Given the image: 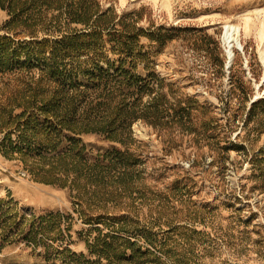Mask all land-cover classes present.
<instances>
[{
	"label": "rangeland",
	"instance_id": "1",
	"mask_svg": "<svg viewBox=\"0 0 264 264\" xmlns=\"http://www.w3.org/2000/svg\"><path fill=\"white\" fill-rule=\"evenodd\" d=\"M98 1L115 13L137 12L126 20L146 30L179 28L163 47L140 36L147 61L139 62L138 72L153 71L178 87L175 93L204 104L196 118L209 120L214 136L141 119L132 124L127 145L101 133L78 134L87 158L113 145L133 153L140 172L136 192L86 202L69 181L63 186L34 177L41 162L22 158L8 144L4 149L0 130V264H69L72 253L95 260L88 245L107 233L150 250L133 264H264V0ZM8 18L0 7V36L17 41L21 30L9 32ZM226 22L239 25L242 44L233 47L229 66ZM34 70L0 74V121L10 120L9 128L8 112L22 111L13 92L37 77ZM46 224L51 230L36 229L33 241L31 228ZM97 264L119 263L101 256Z\"/></svg>",
	"mask_w": 264,
	"mask_h": 264
},
{
	"label": "trees",
	"instance_id": "2",
	"mask_svg": "<svg viewBox=\"0 0 264 264\" xmlns=\"http://www.w3.org/2000/svg\"><path fill=\"white\" fill-rule=\"evenodd\" d=\"M0 7L9 15L8 31L21 30L17 41L0 36V74H30L37 69L36 78L30 76L24 89L13 92L19 95L13 101L22 111L8 112L14 121L11 128L10 120L0 121L5 132L2 146L7 151L14 147L22 158H37L41 164L33 173L38 180L63 186L69 181L86 202L113 200L136 189L140 172L134 167V154L112 145L89 159L78 134L101 133L111 142L127 145L132 143V124L141 119L156 128L214 136L209 120L196 118L199 109H206L204 104L175 93L178 87L153 71L138 72L139 62L147 61L140 36L163 47L179 28L160 25L146 30L126 20L137 12L115 13L98 0H0ZM31 229L29 236L35 242L36 229L51 230L49 224ZM88 248L97 255L95 260L72 253L75 258L67 263L97 264L104 256L109 263L133 264L138 257L152 255L136 248L134 241L108 233Z\"/></svg>",
	"mask_w": 264,
	"mask_h": 264
},
{
	"label": "bare ground",
	"instance_id": "3",
	"mask_svg": "<svg viewBox=\"0 0 264 264\" xmlns=\"http://www.w3.org/2000/svg\"><path fill=\"white\" fill-rule=\"evenodd\" d=\"M262 26H264V20H263ZM239 28L240 27L238 24L231 23V22H226L223 25L222 40L224 43L225 52L227 56V58H225L227 62L226 63L227 66H229L230 61H232V58L234 55L233 47H238V48L242 47V44L240 43L239 36H238Z\"/></svg>",
	"mask_w": 264,
	"mask_h": 264
}]
</instances>
